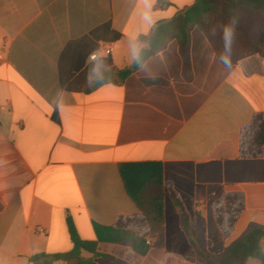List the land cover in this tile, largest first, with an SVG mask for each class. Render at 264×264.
I'll use <instances>...</instances> for the list:
<instances>
[{
  "label": "crops",
  "instance_id": "1",
  "mask_svg": "<svg viewBox=\"0 0 264 264\" xmlns=\"http://www.w3.org/2000/svg\"><path fill=\"white\" fill-rule=\"evenodd\" d=\"M158 1L0 0V264L71 252L68 218L98 254L123 264H206L169 187L214 261L252 226L264 228V147L260 158L240 157L243 126L264 114V51L228 68L193 28L188 46L171 42L124 81L93 87L106 62L129 68L140 37L196 3L169 0L160 9ZM113 31L122 35L116 43ZM102 44L114 53L90 61ZM146 162L162 165L166 196L163 232L145 238L142 255L130 243L143 248L136 234L115 226L141 214L120 169ZM231 192L244 195L245 208L224 238L214 206Z\"/></svg>",
  "mask_w": 264,
  "mask_h": 264
},
{
  "label": "trees",
  "instance_id": "2",
  "mask_svg": "<svg viewBox=\"0 0 264 264\" xmlns=\"http://www.w3.org/2000/svg\"><path fill=\"white\" fill-rule=\"evenodd\" d=\"M169 0H159L158 8L165 9ZM264 11V0H196V3L168 21L158 22L151 33L139 39L141 50L133 64L124 70H116L106 62V69L96 78L93 87H99L114 82L115 77L124 81L131 74L139 70L142 65L158 52L165 50L171 42H177L180 47L188 46L190 32L193 28L200 30L209 40L214 53L220 62L230 68L242 59L254 56L261 51V46L249 33L245 23L239 17L236 35L231 47L226 48L223 39V27L230 15L238 14V10ZM177 21H184L186 26L175 29ZM111 32V27H108ZM112 43L122 39V35L113 31ZM229 62L226 64L224 60ZM148 85H162L161 80H147ZM57 121V118L54 117ZM264 147V114H255L251 121L244 125L241 131L240 157L242 159H257L262 157ZM126 190L133 202L138 206L141 214L136 217H119L115 228L132 231L143 248H139L130 241L132 248L142 254L148 250L145 238L150 234L161 235L164 223V199L166 196L163 167L160 163L146 162L140 164L123 165L120 169ZM170 199L176 210L182 216V228L189 235L191 244L206 260V264H248L251 259H259L264 264V228L252 226L240 239L234 242L224 254L214 261L200 249L197 243L196 230L191 216L179 194L171 187L168 188ZM245 198L242 193H227L215 206L217 224L224 236L233 233L243 209ZM68 231L73 249L67 254L42 253L31 258L32 264H55L63 261L66 264H96L92 258H84L82 252L101 256L103 259L116 264H123L118 259L97 253V242L85 241L81 238L72 218H68ZM99 226L95 230L99 240Z\"/></svg>",
  "mask_w": 264,
  "mask_h": 264
},
{
  "label": "rangeland",
  "instance_id": "3",
  "mask_svg": "<svg viewBox=\"0 0 264 264\" xmlns=\"http://www.w3.org/2000/svg\"><path fill=\"white\" fill-rule=\"evenodd\" d=\"M238 13L250 35L259 42L261 51H264V11L251 12L242 8Z\"/></svg>",
  "mask_w": 264,
  "mask_h": 264
},
{
  "label": "clouds",
  "instance_id": "4",
  "mask_svg": "<svg viewBox=\"0 0 264 264\" xmlns=\"http://www.w3.org/2000/svg\"><path fill=\"white\" fill-rule=\"evenodd\" d=\"M238 23H239V15L238 14L230 15L223 27V39L225 41L226 48L230 49L231 47V43L236 35V27ZM224 62L227 64L229 61L225 59ZM86 84L88 85V87H91V85L88 84L87 78H86Z\"/></svg>",
  "mask_w": 264,
  "mask_h": 264
},
{
  "label": "built area",
  "instance_id": "5",
  "mask_svg": "<svg viewBox=\"0 0 264 264\" xmlns=\"http://www.w3.org/2000/svg\"><path fill=\"white\" fill-rule=\"evenodd\" d=\"M114 51L115 49L112 44H102V46L91 55L90 61H105L114 53ZM39 232L43 233L44 230L40 229ZM148 244L150 243L148 242Z\"/></svg>",
  "mask_w": 264,
  "mask_h": 264
}]
</instances>
